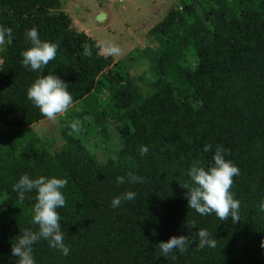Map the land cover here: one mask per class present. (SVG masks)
Segmentation results:
<instances>
[{
	"label": "trees",
	"instance_id": "trees-1",
	"mask_svg": "<svg viewBox=\"0 0 264 264\" xmlns=\"http://www.w3.org/2000/svg\"><path fill=\"white\" fill-rule=\"evenodd\" d=\"M68 1L0 0V25L13 30L12 44L0 46V264H17L12 244L25 229L38 231L35 190L24 200L13 191L23 174L67 180L66 204L57 211L70 252L65 256L41 239L33 245L36 264H264V0H255L259 9L244 0H196L198 6L178 0L149 31L157 54L147 90L120 74L115 57L76 28L64 8ZM32 27L41 40L58 42L43 75L67 83L72 105L81 108L61 122L54 140L33 128L47 118L27 97L42 74L22 64ZM104 91L112 98L108 107L101 104ZM77 118L82 131L73 133L69 125ZM111 129L119 149L101 160L88 147L92 140L109 142ZM217 147L240 170L231 187L240 202L236 224L188 208L180 186H191L188 172L197 162L206 170L214 163ZM129 173L144 182L130 183ZM127 191L136 198L113 208V198ZM201 228L217 240L215 248H199L193 236L184 253L162 256L159 242Z\"/></svg>",
	"mask_w": 264,
	"mask_h": 264
},
{
	"label": "clouds",
	"instance_id": "clouds-1",
	"mask_svg": "<svg viewBox=\"0 0 264 264\" xmlns=\"http://www.w3.org/2000/svg\"><path fill=\"white\" fill-rule=\"evenodd\" d=\"M26 39L31 47L21 53L22 64L25 68H30L34 72H41L27 90V97L39 109L40 113L50 121H55L57 116L66 112L73 104V98L68 91V84L61 80L57 75L48 73L43 75V70L50 61L56 57L58 42L41 40L38 30L32 27L25 33ZM13 42V30L10 27L0 25V46L5 43L11 45ZM102 54L118 57L123 54V49L114 41L105 40L97 45ZM92 46L85 44L83 51L86 56H92ZM69 127L73 133L82 131L80 119L73 120ZM211 145H205L204 151L211 150ZM141 155L147 154L148 148L144 145L139 149ZM214 163L207 168L201 166L199 162L193 165L188 176L192 182L180 184L186 189L185 198L188 201V208L194 209L198 214L205 216L215 213L222 221L231 218L233 224L240 222V202L234 199L231 187L233 177L239 175V168L231 161L225 159L224 149L217 147L212 156ZM128 181L132 184L143 183L142 177L128 174ZM125 177L118 176L117 184H124ZM67 185L66 179L46 176L30 178L28 174H23L18 182L13 185V191L17 193L19 200H24L26 194L35 190V203L32 208V221L38 226V231L25 229L19 239L12 244V255L17 257V264H36L33 256V245L39 240L44 239L49 242V246L58 249L63 255L67 256L70 252L65 245L64 233L61 231L60 214L58 208L66 204L65 196L62 193ZM136 193L132 191L124 192L112 200V207L117 208L122 201H131L136 198ZM259 210L264 211V201L259 204ZM189 230L196 229L194 222L186 221L184 225ZM193 236L198 237V247L215 248L217 240L212 238L207 229H198L194 234L172 236L166 242H159V248L164 258L174 250L180 253L187 251L188 247L195 241ZM264 247V241L261 242Z\"/></svg>",
	"mask_w": 264,
	"mask_h": 264
},
{
	"label": "rangeland",
	"instance_id": "rangeland-1",
	"mask_svg": "<svg viewBox=\"0 0 264 264\" xmlns=\"http://www.w3.org/2000/svg\"><path fill=\"white\" fill-rule=\"evenodd\" d=\"M178 0H69L64 7L73 17L75 26L84 30L98 40L114 41L123 49V54L115 57L116 70L122 75L135 79L143 90L149 89V82L154 77V59L157 54L154 43L150 42L149 31L160 22L169 9ZM252 9H259L255 0H244ZM198 6V2H194ZM221 13L218 6L212 7ZM100 13H105L104 19H97ZM223 16V14H221ZM137 48V51L134 49ZM102 106L111 105V95L104 91L100 94ZM80 103L58 115L55 121L41 120L33 125L39 134L54 140L60 134L62 121H70L69 114L79 111ZM2 128H6L1 125ZM110 130L109 142L95 144L92 140L89 150L99 159L105 160L115 156L119 149V138ZM61 142V141H60ZM59 140L57 144L60 143Z\"/></svg>",
	"mask_w": 264,
	"mask_h": 264
},
{
	"label": "water",
	"instance_id": "water-1",
	"mask_svg": "<svg viewBox=\"0 0 264 264\" xmlns=\"http://www.w3.org/2000/svg\"><path fill=\"white\" fill-rule=\"evenodd\" d=\"M104 17H105V13H100L98 16H97V19H104Z\"/></svg>",
	"mask_w": 264,
	"mask_h": 264
},
{
	"label": "built area",
	"instance_id": "built-area-1",
	"mask_svg": "<svg viewBox=\"0 0 264 264\" xmlns=\"http://www.w3.org/2000/svg\"><path fill=\"white\" fill-rule=\"evenodd\" d=\"M111 1V0H110Z\"/></svg>",
	"mask_w": 264,
	"mask_h": 264
}]
</instances>
